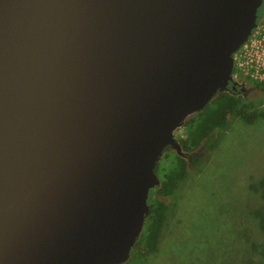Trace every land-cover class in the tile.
I'll return each instance as SVG.
<instances>
[{
	"label": "water",
	"instance_id": "water-1",
	"mask_svg": "<svg viewBox=\"0 0 264 264\" xmlns=\"http://www.w3.org/2000/svg\"><path fill=\"white\" fill-rule=\"evenodd\" d=\"M262 4L0 0V264L124 262Z\"/></svg>",
	"mask_w": 264,
	"mask_h": 264
},
{
	"label": "rangeland",
	"instance_id": "rangeland-1",
	"mask_svg": "<svg viewBox=\"0 0 264 264\" xmlns=\"http://www.w3.org/2000/svg\"><path fill=\"white\" fill-rule=\"evenodd\" d=\"M261 7L260 18L264 2ZM231 79L244 111L254 112V119L234 114L213 131L215 145L200 152L202 162L187 166L173 192L160 195L167 211L155 250L146 253L144 245H137L119 264H264L255 247L264 232L254 215L263 200L251 187L264 177V69L233 62ZM183 130H173L177 142ZM168 152L173 155L174 149ZM158 165L164 167V159Z\"/></svg>",
	"mask_w": 264,
	"mask_h": 264
},
{
	"label": "trees",
	"instance_id": "trees-1",
	"mask_svg": "<svg viewBox=\"0 0 264 264\" xmlns=\"http://www.w3.org/2000/svg\"><path fill=\"white\" fill-rule=\"evenodd\" d=\"M259 12L261 14V9ZM234 114L241 116L245 121H251L255 117L254 112L244 111L233 88H221L201 109L187 115L182 120L180 126L184 129V134L178 138L181 152L174 150L173 155H170L168 152L170 147H168L163 150L166 153L159 159V161L164 159L165 166L161 167L158 165L159 161L156 162L154 171L158 178V185L133 249L137 245H144L146 253L155 250L167 211V204L160 199V195H168L173 192L176 183L184 178L187 166L196 167L202 162L203 158L200 152L215 145L213 131L224 128L229 117ZM256 185L252 184L251 187L257 189L256 191L259 192L263 200V205L255 210L254 215L257 218L258 228L264 232V177L259 179ZM255 247L258 253L264 257V240Z\"/></svg>",
	"mask_w": 264,
	"mask_h": 264
},
{
	"label": "built area",
	"instance_id": "built-area-1",
	"mask_svg": "<svg viewBox=\"0 0 264 264\" xmlns=\"http://www.w3.org/2000/svg\"><path fill=\"white\" fill-rule=\"evenodd\" d=\"M231 57L232 63L239 66L264 69V15L259 17L249 37L237 47Z\"/></svg>",
	"mask_w": 264,
	"mask_h": 264
},
{
	"label": "flooded vegetation",
	"instance_id": "flooded-vegetation-1",
	"mask_svg": "<svg viewBox=\"0 0 264 264\" xmlns=\"http://www.w3.org/2000/svg\"><path fill=\"white\" fill-rule=\"evenodd\" d=\"M261 9V8H260ZM259 17H260V12H259V15H258V18H257V21L256 22H258V20H259ZM235 87V86H234ZM234 89V88H233Z\"/></svg>",
	"mask_w": 264,
	"mask_h": 264
}]
</instances>
